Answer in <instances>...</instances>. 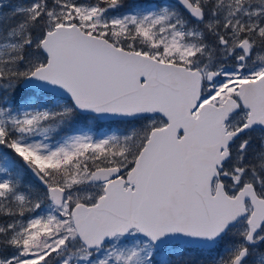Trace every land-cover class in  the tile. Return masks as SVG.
I'll return each mask as SVG.
<instances>
[{
    "label": "snow or ice",
    "instance_id": "snow-or-ice-1",
    "mask_svg": "<svg viewBox=\"0 0 264 264\" xmlns=\"http://www.w3.org/2000/svg\"><path fill=\"white\" fill-rule=\"evenodd\" d=\"M0 264H264V0H0Z\"/></svg>",
    "mask_w": 264,
    "mask_h": 264
}]
</instances>
